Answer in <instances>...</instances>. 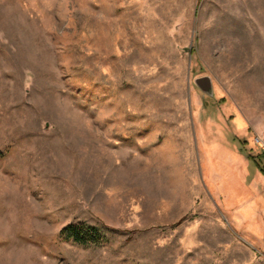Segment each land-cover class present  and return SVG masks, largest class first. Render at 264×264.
I'll return each mask as SVG.
<instances>
[{"label": "rangeland", "instance_id": "1", "mask_svg": "<svg viewBox=\"0 0 264 264\" xmlns=\"http://www.w3.org/2000/svg\"><path fill=\"white\" fill-rule=\"evenodd\" d=\"M0 264H264V0H0Z\"/></svg>", "mask_w": 264, "mask_h": 264}, {"label": "trees", "instance_id": "2", "mask_svg": "<svg viewBox=\"0 0 264 264\" xmlns=\"http://www.w3.org/2000/svg\"><path fill=\"white\" fill-rule=\"evenodd\" d=\"M61 235H64L68 240H73L75 243L83 245L95 243L98 239H102V236L94 234L92 229L89 227L85 230L84 227L77 223L68 225L65 229H63Z\"/></svg>", "mask_w": 264, "mask_h": 264}, {"label": "water", "instance_id": "3", "mask_svg": "<svg viewBox=\"0 0 264 264\" xmlns=\"http://www.w3.org/2000/svg\"><path fill=\"white\" fill-rule=\"evenodd\" d=\"M195 84L205 93L208 94L212 93V81L210 77L206 76V77L197 78L195 80Z\"/></svg>", "mask_w": 264, "mask_h": 264}]
</instances>
